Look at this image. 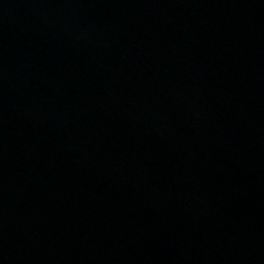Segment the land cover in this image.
Here are the masks:
<instances>
[{"label":"water","instance_id":"95a60500","mask_svg":"<svg viewBox=\"0 0 264 264\" xmlns=\"http://www.w3.org/2000/svg\"><path fill=\"white\" fill-rule=\"evenodd\" d=\"M0 264H264V0H0Z\"/></svg>","mask_w":264,"mask_h":264}]
</instances>
